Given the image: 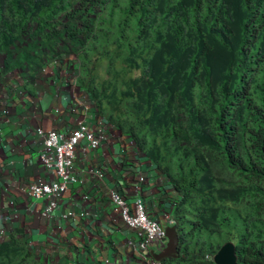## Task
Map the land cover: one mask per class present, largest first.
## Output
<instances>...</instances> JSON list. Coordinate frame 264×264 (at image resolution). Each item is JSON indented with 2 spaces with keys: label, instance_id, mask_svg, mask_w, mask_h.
<instances>
[{
  "label": "trees",
  "instance_id": "16d2710c",
  "mask_svg": "<svg viewBox=\"0 0 264 264\" xmlns=\"http://www.w3.org/2000/svg\"><path fill=\"white\" fill-rule=\"evenodd\" d=\"M16 48L72 57L98 115L166 179L179 256L161 264H214L225 242L264 264V0H0V55ZM0 264L52 263L14 229Z\"/></svg>",
  "mask_w": 264,
  "mask_h": 264
},
{
  "label": "crops",
  "instance_id": "0c3cea01",
  "mask_svg": "<svg viewBox=\"0 0 264 264\" xmlns=\"http://www.w3.org/2000/svg\"><path fill=\"white\" fill-rule=\"evenodd\" d=\"M20 49L0 55V240L20 229L32 252L52 264H145L131 245L135 233L120 221L107 192L116 190L127 203L141 198L148 215L165 228L174 226L165 216L173 220L177 196L131 139L98 115L67 58L56 63L49 52L32 50L38 58L27 59ZM79 119L92 129L102 127L105 140L95 151L76 148L78 183L43 218L45 200L25 193L28 184L48 179L35 129L69 133ZM69 212L72 216L64 218ZM162 247L153 243L150 251Z\"/></svg>",
  "mask_w": 264,
  "mask_h": 264
},
{
  "label": "built area",
  "instance_id": "2783aa9c",
  "mask_svg": "<svg viewBox=\"0 0 264 264\" xmlns=\"http://www.w3.org/2000/svg\"><path fill=\"white\" fill-rule=\"evenodd\" d=\"M35 135L42 145L38 158L48 179L39 178L28 184L25 193L32 200H45L40 215L49 218L69 186L78 183L77 176L73 173L76 148L84 146L91 151L97 150L105 140V132L102 127L92 129L85 119H79L69 133L36 128ZM96 174L98 178L102 176L100 172ZM107 196L120 221L137 237L136 242L131 243L136 255L145 264H161L150 257L149 251L151 244L165 243V226L148 215L141 198L127 203L116 190H109ZM71 216L72 212L63 215L64 218ZM165 219L167 224L173 223L169 216H165Z\"/></svg>",
  "mask_w": 264,
  "mask_h": 264
},
{
  "label": "water",
  "instance_id": "95a60500",
  "mask_svg": "<svg viewBox=\"0 0 264 264\" xmlns=\"http://www.w3.org/2000/svg\"><path fill=\"white\" fill-rule=\"evenodd\" d=\"M149 253L150 257L157 262H161L164 259L178 258V236L175 226H167L165 228V243L161 250L157 253L152 251ZM212 262L214 264H236L234 244L232 242L222 244L212 256Z\"/></svg>",
  "mask_w": 264,
  "mask_h": 264
},
{
  "label": "rangeland",
  "instance_id": "374dc122",
  "mask_svg": "<svg viewBox=\"0 0 264 264\" xmlns=\"http://www.w3.org/2000/svg\"><path fill=\"white\" fill-rule=\"evenodd\" d=\"M59 50H61V48H59ZM55 57H54V61L57 63V62H59V63H61V62H64V60H66V58L67 59H69L70 58V56L69 55H66V54H60V55H54ZM73 71V70H72ZM138 75V73L137 72H134V74H133V76H137ZM101 76H104V74H103V72L101 73ZM155 245V244H154ZM153 245V246H154ZM155 247V246H154Z\"/></svg>",
  "mask_w": 264,
  "mask_h": 264
}]
</instances>
